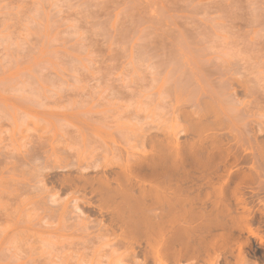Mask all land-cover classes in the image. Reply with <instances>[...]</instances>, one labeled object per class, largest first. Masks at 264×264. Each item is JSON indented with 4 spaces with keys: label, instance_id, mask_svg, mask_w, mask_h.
I'll return each instance as SVG.
<instances>
[{
    "label": "rangeland",
    "instance_id": "obj_1",
    "mask_svg": "<svg viewBox=\"0 0 264 264\" xmlns=\"http://www.w3.org/2000/svg\"><path fill=\"white\" fill-rule=\"evenodd\" d=\"M161 154L264 155V0H0V264H141L146 244L167 264ZM44 158L101 178L50 184L58 210L27 189ZM107 185L114 234L80 208ZM246 207L210 260L254 264L236 246L264 242V212Z\"/></svg>",
    "mask_w": 264,
    "mask_h": 264
},
{
    "label": "bare ground",
    "instance_id": "obj_2",
    "mask_svg": "<svg viewBox=\"0 0 264 264\" xmlns=\"http://www.w3.org/2000/svg\"><path fill=\"white\" fill-rule=\"evenodd\" d=\"M160 157L161 160L156 167H165L169 176L166 187V212L171 223L166 233L164 252L167 264H183L189 255L195 252L202 255V264H233L232 249H227V257L220 263L210 260L209 249L217 240L234 237V231L238 229L242 215L247 212L246 204L252 205L255 212L259 214L264 212V155L232 159L182 156L174 162L167 163H165L164 155L161 154ZM44 159L40 164L36 162V166L33 164L35 169L32 166L33 169L30 172L32 179L29 183L30 188L27 189L31 190L32 187L34 191H30L31 193H39L38 195L45 201L52 197L59 203L60 192L57 194L59 198L55 199L52 188L49 187L50 184H57V180H61L58 183L62 182L61 178L64 180L67 178L65 182L70 178L73 180L72 177L78 173V170L68 169V162V167L65 162L57 165V158ZM148 162L147 160L145 164L140 165L147 168ZM30 166H28L29 169ZM29 169L27 168L28 171ZM80 173V176L77 174L75 177H81V182L84 183L90 179V183L92 181L96 183V180L101 178L97 177L99 175L97 172ZM244 176H247V179L242 180ZM105 179L108 181L107 178ZM59 185L53 187L55 193L60 191L56 189ZM96 196L100 201L98 206L81 204V210L88 216L98 214L101 217L97 224L99 230L110 232L108 234L116 233V230L124 224L120 221L119 213V202L124 198L122 191L107 185L104 191ZM133 199L137 200L138 197H127L128 201ZM61 203L57 204L58 208L59 205L63 206L64 201L63 204ZM65 207L64 204L62 208L65 210ZM58 210V214H62L63 209L61 213ZM121 229L122 232L117 234L119 239H123L127 231V228ZM236 248L241 254L245 253L253 259L254 264L264 263V242L243 240ZM151 251L148 244L138 245L130 248L129 255L135 262L141 259V264H161L159 251L154 250L153 255L150 256ZM234 264L243 263L235 261Z\"/></svg>",
    "mask_w": 264,
    "mask_h": 264
}]
</instances>
